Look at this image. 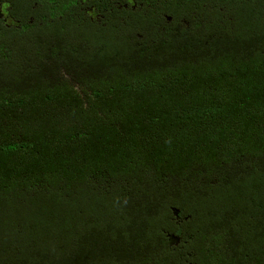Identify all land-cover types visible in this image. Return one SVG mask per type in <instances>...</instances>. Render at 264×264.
Segmentation results:
<instances>
[{
    "label": "trees",
    "instance_id": "1",
    "mask_svg": "<svg viewBox=\"0 0 264 264\" xmlns=\"http://www.w3.org/2000/svg\"><path fill=\"white\" fill-rule=\"evenodd\" d=\"M0 11V264H264V0Z\"/></svg>",
    "mask_w": 264,
    "mask_h": 264
},
{
    "label": "flooded vegetation",
    "instance_id": "2",
    "mask_svg": "<svg viewBox=\"0 0 264 264\" xmlns=\"http://www.w3.org/2000/svg\"><path fill=\"white\" fill-rule=\"evenodd\" d=\"M0 15H1V17L3 18V17H5L6 18V15L5 14H3L2 13V11H0ZM6 20L8 21V18H6Z\"/></svg>",
    "mask_w": 264,
    "mask_h": 264
}]
</instances>
